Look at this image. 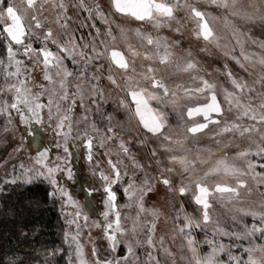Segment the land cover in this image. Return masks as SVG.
Segmentation results:
<instances>
[{"label":"snow or ice","instance_id":"6c2138e0","mask_svg":"<svg viewBox=\"0 0 264 264\" xmlns=\"http://www.w3.org/2000/svg\"><path fill=\"white\" fill-rule=\"evenodd\" d=\"M204 2L219 9L221 15L215 16L202 8L200 0H111L110 8L136 21L152 22L156 28L175 20L174 13L183 8L195 25L192 32L197 39L202 38L207 44L221 49L223 55L234 61L249 77L254 74L252 69L260 66L261 71L255 74L253 81L249 82L243 76L234 74L227 63L223 66L225 82L218 84L210 81L200 75L201 69L192 59L190 51L181 56L173 50L174 46L180 45L179 40L169 44L165 37L154 38L149 33L135 29L141 41L138 49L128 42L129 30L119 27L118 34H114L109 14L99 3H89V0H0V37L5 42L7 55V62L0 59V75L4 81L0 85V115L6 118L4 131L9 130L7 125L12 124V114L15 112L18 122L28 126L29 130L33 123L44 127L47 121V127L62 139L63 143L57 142L56 147L62 148L64 154L57 155L55 162L50 160V149L43 147L32 157L31 168H25L23 163L20 167L24 169L26 183H31L34 178H44L53 186L50 195L58 193L65 204L76 208L73 219L68 223L76 224L77 232L74 235L65 233V240L70 238L75 243L78 264H129V257L135 255V247L144 246L151 249L147 252L145 264H177L176 253L165 246V236L156 235L161 213L158 209L145 207V197L154 190L150 179L146 175L137 185L129 177L128 182L124 183L129 173L121 154L132 160L135 167L142 168L143 165L130 155L128 144L123 138V127L117 133L113 126H108L104 129V135L99 136L101 130L96 124L93 122L88 125L87 113L93 110V106L98 111L100 104L107 103L113 92L119 96V105L129 113V123L136 121L135 128L130 126L129 132L134 131L137 136L144 134V139L138 142L145 143L149 136L160 142L159 148L163 149L161 155H165L168 161L160 174V182L170 192H178L180 195L188 192L190 187L193 188L196 193L193 199L202 207L201 220L185 214L183 221H180L179 213L174 218L171 238L173 242L177 236L181 239L179 260L186 264H264V242L256 243V233L264 240V190H261V186H264V170L256 171L254 162L248 159L253 150L256 155L264 156V91H257L256 88V85H260L264 89V55L246 52L243 39L246 33L238 23L259 21L264 25V0ZM49 10L54 13L53 20L44 15ZM70 10L73 14L87 12V19L99 18L107 26L104 31L106 39L98 43L95 37L91 41L84 38L78 41L68 30L69 21L72 20ZM218 19H222L223 29L230 33L226 43L221 42L223 35L210 24V20L214 22ZM53 23L64 31H55ZM91 26L96 29V36L99 37L101 28L96 27L95 23ZM174 31L180 32V28ZM33 38L39 41V47H34ZM120 42L126 47L127 56L119 50ZM237 46L239 52L236 51ZM260 47L264 49V42L260 43ZM21 48L27 63L17 58ZM137 57L142 58L139 69L135 63ZM105 60L108 61L106 74ZM67 61L78 67L70 69ZM90 65L93 68L91 73ZM168 68L172 69L171 74L163 71ZM173 74H187L193 83H198L195 87L173 83ZM101 80L108 82L106 87L101 85ZM221 95L229 105L228 109L222 106L219 98ZM153 101L157 105H170L178 113L181 120L178 130L169 124L165 111L152 106ZM77 103L83 109L80 119L73 118ZM111 119L109 114L108 120ZM81 120L88 126L81 128ZM205 130L211 133L213 143L197 147L193 154V150L187 147V141L206 135ZM92 133L98 135L100 148H106L107 141H118L115 160L109 151L104 152L108 156L107 171L100 167L99 161H94L93 147L97 136ZM135 138L129 136V140ZM70 140L79 141V146L86 150L84 158L91 165L89 171L93 177L99 176L103 190L101 195L106 198L101 213L103 220L93 222V226L102 228L112 252L116 251L120 243H124L126 255L120 258L101 257L95 244L91 249L94 259L90 262L84 258L83 246L78 238V218L83 216L85 226H88V213L83 211L80 202L73 198L72 193L57 178V173H60L67 180L75 179L71 148L77 145L73 143L70 146ZM243 141H247V147L241 148ZM32 142H38V135ZM22 148L23 144H20L14 151ZM229 148L238 150L229 155ZM151 152L156 156L157 149L153 148ZM156 163L159 165L161 161L157 160ZM261 167L264 169V166ZM212 176L218 179L210 184L208 181ZM249 177L261 199L258 204L253 202L235 207V213L240 214L241 220L244 216H251L254 221L258 218L260 223L251 226L244 224L240 231L234 232L217 226L212 237L206 234L203 240L197 241L192 234L193 228H200L202 223L207 226L212 221L210 198L229 202L243 201L254 191L249 184ZM10 182L15 184L17 180ZM117 184L123 187V193L128 198V203L119 207H132L135 204L137 211L134 217L126 215L122 219L117 205V192L113 190V185ZM82 190L86 195L100 191L93 185L82 187ZM148 216L152 219H148ZM236 219L234 214L233 220ZM126 221H130L127 226ZM221 236L248 240V244L242 246L246 258L234 255L231 249L238 245L225 244L218 239ZM201 245L207 246V251ZM222 254H227V260L222 258ZM8 264L23 262L16 257L10 259Z\"/></svg>","mask_w":264,"mask_h":264},{"label":"rangeland","instance_id":"374dc122","mask_svg":"<svg viewBox=\"0 0 264 264\" xmlns=\"http://www.w3.org/2000/svg\"><path fill=\"white\" fill-rule=\"evenodd\" d=\"M19 2V0H17ZM99 3L101 8L109 14V19L112 21L111 27L114 30V34H118L119 27H123L129 30L128 42L140 48V38L136 36L135 29H140L141 32L149 33L154 38L165 37L167 42L172 44L173 41L179 40L180 45L174 46L173 50L179 55H186L188 51L192 53V59L197 62L199 68L201 69L200 75H203L205 78L210 81H215L218 84L225 82L224 76V64H228V67L233 70L234 74L238 76H243L249 82L253 81L256 78V73L260 72V66L257 65L255 69H252L253 76L249 77L246 73L242 72L239 67L235 64L234 61L226 58L223 55L221 49L216 48L212 44H207L203 39H197L193 35V28L195 27L194 23L189 19L186 14V11L183 8L178 9L174 14L176 16L175 20L168 21L167 23L162 24L160 27H154L152 22H140L136 21L134 18L122 16L119 13H115L113 9L110 8L111 0H89V3ZM200 6L206 8L207 11L211 12L215 16H220L221 12L219 9L210 7L207 5L204 0H200ZM47 7V6H46ZM45 16L49 17V20L54 19V13L51 10L44 13ZM69 15H72V20L69 21V31H71L74 36L80 41L81 38H84L88 41H91L94 37L97 41L106 39L104 31L106 25H104L99 18L95 20L87 19V12H80L78 14H73V11H69ZM95 23L96 27L101 28V35L96 36V29L91 25ZM242 29L245 31L246 36L244 39V47L248 53H257L264 55V49L260 47V43L264 42V25L259 21L255 23H244L238 22ZM210 24L214 29L223 35L222 43L228 42L230 39V33H227L223 29L222 19L216 21H211ZM53 28L57 32H63V29H60L58 25L53 23ZM179 27L180 32L174 31L175 28ZM146 43V41L144 42ZM234 43V41H233ZM34 47H39L40 43L38 40L33 38ZM151 47V46H149ZM202 49H207V51H202ZM119 50L124 51L125 55H128L127 49L122 42L119 43ZM239 47L237 46L236 51L239 52ZM23 49H20V52L17 54V58L24 60L27 63L26 58L22 55ZM0 59H4L7 62L5 42L0 39ZM136 66L139 69L140 64L142 63V58L137 57L135 60ZM68 67L70 69H75L78 66H74L70 61H67ZM108 61H104V73H107ZM115 68V66H113ZM31 66H29V71H31ZM93 70L92 66H89V72ZM23 71V69H22ZM166 74H171L172 69H163ZM24 78V77H22ZM173 83H179L185 87H195L196 83L191 81V78L187 74H173L172 76ZM4 83L2 75H0V85ZM106 80H101L102 86H107ZM225 86L227 84L225 83ZM257 91H264L261 89L260 85H256ZM120 95H123L122 93ZM7 97H5L6 99ZM220 100L222 106L225 109H228L229 105L223 101V95H221ZM201 99H203L201 97ZM153 107H160L163 111L168 114L169 124L173 127L174 130H178L177 126L181 123L180 117L176 111L172 109L170 105H157L156 102H152ZM83 109L79 107V103L73 112L74 119H80ZM111 114V121L108 120V116ZM234 114V113H233ZM13 121L12 124L7 125L8 131L5 132L4 128L6 126V118L3 115H0V202L2 196L8 193L11 190L12 186L22 188L28 186L32 183H43L51 192H53V186L49 183L48 180L44 178H34L31 183H26L24 180V169L20 167L23 163L25 168H31L33 166L32 157L35 156L37 150H42L43 147H48L50 149V160L55 162L57 155H63V149H58L56 147L57 142L63 143L61 138H58L55 132L47 127V121H45V126L41 127L33 123L31 125V130L28 129V126L19 123L16 113L13 112ZM88 115V125L95 123L97 128L101 131L99 136L104 135V129L108 126H113L114 131L120 133L121 127H123V138L126 140L130 155L134 158L136 162L143 165L142 168H137L134 166L132 160L127 156L121 154V158L124 160V165L127 166V171L129 173L128 177L124 178V183L128 182L129 177L136 181V184L139 185L147 175L150 179L151 184L153 185V191L148 193L145 197V207L146 208H155L158 209L161 215L159 216L157 222V237L160 235L165 236V246L170 247L174 253H176L177 264H186V262H181L179 260L180 256V244L181 239L177 236L175 241L172 240V233L174 231V218L179 213L180 221H183L185 214L192 217L196 220L202 219V207L197 205L193 199V196L196 194L195 190L190 187V190L184 195H180L178 192H170L168 188L160 182V174L164 171L165 166L168 164L167 157L161 155L163 149L159 148V141L150 137L146 140L145 143H139V140L144 139V134L140 133L138 136L133 132H129V127L135 128L136 121H131L129 123V113L126 109L122 108L119 105V96L113 92L111 97L108 99L107 103H101L99 110L95 109L87 113ZM88 125H85L84 121L81 120L80 127L84 128ZM211 128V125H210ZM206 131V135L199 136L198 139L193 140L189 139L187 141V147L193 150V154L197 147H204L213 143L211 133ZM38 142L33 143V138L37 137ZM92 135L97 136V140H94L93 147V156L94 161L100 162V167L107 171L108 170V156L104 155V152L107 150L112 156L113 160L116 159V153L118 151V141H107L106 148H100L98 144V135L92 133ZM135 136V139L129 140V136ZM70 146L75 143L77 147L71 148L73 152L72 157V166L74 170L75 179L67 180L66 176L57 173V178L61 185H64L69 192L72 193L73 198L80 202L81 208L84 212L88 213L89 219L87 225L85 226V221L83 216L78 218V223L80 225L79 229V241L83 246L84 258L88 261H92L94 258L91 254V249L93 244H95L98 253L103 258L112 259L120 258L126 255V248L124 243H120L115 252H112L108 247V241L104 236L103 230L101 227L93 226V222L102 221L103 217L101 213L104 211L103 200L106 198L102 196L101 181L99 176L93 177L92 173L89 171L91 165L84 158L85 149L79 146V141H69ZM20 144H23V148L20 151H14ZM241 148L247 147V141H243L240 144ZM153 148L157 149L156 156L152 155L151 150ZM238 149L229 148L228 154L231 155L233 151ZM249 160L253 161L255 164V170L261 171V166H264V156H259L255 154L253 150L252 154L248 157ZM157 160H160L161 163L158 165ZM239 163V162H238ZM123 171V166H122ZM168 175V173H164ZM34 175V174H33ZM175 180V173L172 174ZM13 179L17 180V183L13 184L10 181ZM218 177L212 176L209 178V183H213ZM249 184L253 186L254 191L251 195L246 196L243 201L229 202L226 200H221L218 198H210L211 208L210 216L212 221L209 222L207 226L203 223L200 228H193L192 234L196 237L197 241L204 239V236L207 234L209 237H212L213 230L217 226L225 229L228 232L240 231L244 224L251 226L253 223L259 224L260 221L253 220L251 216H244L241 220L240 214L235 213V207L247 206L250 203H257L260 201L261 196L259 192L255 191L254 182L249 177ZM89 185H93L95 188L100 189V191L92 192L91 195H86L83 188H87ZM113 190L117 192V205L118 210L122 214V219L124 216L134 217L136 214V207L133 204L132 207H119L128 203V198L123 193V187L120 184L113 185ZM261 190H264V186H261ZM49 194V195H50ZM50 203L56 207L57 213L64 220L65 224L70 225L67 231H64L61 235V242L58 243L53 252H48L46 255H41V261L35 262L34 264H78V258L76 255V245L69 240H65V233H70L72 235L76 234L77 227L76 224H69L68 221L73 219L76 208L71 204H65L64 200L57 193L55 196H49ZM181 205L183 209L181 210ZM72 214V215H70ZM236 215L237 219L233 220V215ZM148 219L152 217L148 216ZM130 223L126 221L125 224ZM256 243L264 242L259 237V233H256ZM123 239V238H122ZM218 239L223 240L225 244H236L238 247H233L231 249L232 253L237 256H245L243 253V247L248 244V240H236L234 237L230 236H221ZM204 251H207V246L201 245ZM59 250V251H57ZM151 249L144 247H135V255L129 257V264H145L147 261V252ZM156 254L155 252L153 253ZM138 257V259H137ZM222 258L227 260V254H222Z\"/></svg>","mask_w":264,"mask_h":264},{"label":"trees","instance_id":"16d2710c","mask_svg":"<svg viewBox=\"0 0 264 264\" xmlns=\"http://www.w3.org/2000/svg\"><path fill=\"white\" fill-rule=\"evenodd\" d=\"M2 39V37H0ZM50 190L43 183H32L11 190L0 202V264L21 258L23 264L41 261L53 252L70 225L49 201ZM59 264V263H57Z\"/></svg>","mask_w":264,"mask_h":264}]
</instances>
